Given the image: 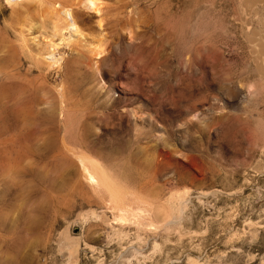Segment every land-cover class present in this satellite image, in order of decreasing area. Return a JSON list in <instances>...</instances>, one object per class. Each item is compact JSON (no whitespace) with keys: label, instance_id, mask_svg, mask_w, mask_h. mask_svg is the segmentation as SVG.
<instances>
[{"label":"rangeland","instance_id":"374dc122","mask_svg":"<svg viewBox=\"0 0 264 264\" xmlns=\"http://www.w3.org/2000/svg\"><path fill=\"white\" fill-rule=\"evenodd\" d=\"M54 1L0 0V264H264V0H57L85 33L56 68Z\"/></svg>","mask_w":264,"mask_h":264},{"label":"bare ground","instance_id":"6f19581e","mask_svg":"<svg viewBox=\"0 0 264 264\" xmlns=\"http://www.w3.org/2000/svg\"><path fill=\"white\" fill-rule=\"evenodd\" d=\"M6 1L10 6L17 7V5L20 6L22 3L37 2L42 4L45 0ZM99 1L100 0H83V6L87 9V11L98 13L101 9L99 8L101 6ZM45 13L51 26V40L49 39L50 41H45V43L41 45L38 56L44 65H47L48 67L60 66L61 62L64 60V54L60 52L59 47L62 43L73 42V39H78L84 42L81 38L85 32L83 31L84 29L79 21L78 14L74 11L72 6L55 0L53 3H50ZM55 38H57L60 42H54ZM97 40L98 39H96V41ZM99 41L97 43L93 41L95 43L92 44L89 49V53L94 59L105 53L103 49L104 45L102 44V41ZM63 94L62 90V99H64ZM64 110L65 106L62 107V112H64ZM72 154L77 160V166L81 177L83 178L82 180L86 182L92 191L98 193L99 196H102V194L106 195L108 208L112 209L117 221L126 220L129 212L131 211L133 201L138 200L139 197L132 200L130 198V195L132 194H130L131 190L121 181L119 176L112 172L104 163L100 162V160H97L85 153L74 152Z\"/></svg>","mask_w":264,"mask_h":264}]
</instances>
